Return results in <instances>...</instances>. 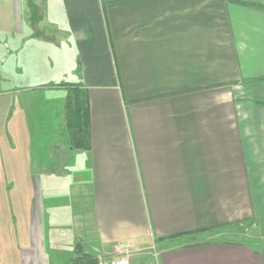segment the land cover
Returning a JSON list of instances; mask_svg holds the SVG:
<instances>
[{"label":"crops","instance_id":"crops-1","mask_svg":"<svg viewBox=\"0 0 264 264\" xmlns=\"http://www.w3.org/2000/svg\"><path fill=\"white\" fill-rule=\"evenodd\" d=\"M46 1L43 19L0 0V206L21 181L34 192L6 264H72L78 241L107 264L150 249L155 264H264L248 241H186L264 219V0ZM69 83L87 93L88 148L51 123ZM73 160L80 207L57 224L45 183Z\"/></svg>","mask_w":264,"mask_h":264},{"label":"rangeland","instance_id":"rangeland-1","mask_svg":"<svg viewBox=\"0 0 264 264\" xmlns=\"http://www.w3.org/2000/svg\"><path fill=\"white\" fill-rule=\"evenodd\" d=\"M34 1L38 6L37 8L38 15L41 18L45 19L47 14L45 15L44 11H48V7H49L47 6L48 4L47 1L46 0H34ZM41 23L42 22L38 19L36 24L37 26L40 27ZM47 25L49 26V22L46 20L45 25L42 24V26L46 27ZM49 34L50 32L47 35ZM57 70L59 69L58 68L55 69V72ZM71 77L72 76H68L66 81L71 82L72 81ZM43 82L46 81L44 80ZM46 95L47 97L50 96V94H46ZM66 111H67V101H66ZM51 123L53 126H55V128H58V130L60 131L58 136L62 141H64V139L67 140L69 139V137L67 136L68 125H67V121L65 122V119H63V124L59 119L56 122L55 118H53ZM76 161L77 160L72 161L73 164L71 165L70 168L71 171L68 172L65 171L63 174L53 172L50 178H48L45 183L46 192H47V193L45 192L47 198L46 202L47 204L49 202H52V207L48 205L47 212L49 213V215L52 213L54 216H57V221H56L57 224L68 221L69 219L67 217H69L70 214L69 210L71 209L75 210L80 207V202L77 201V199L79 198L78 196H75L76 192H74L73 195H71L72 192H70V190L74 189V187L71 186V188H69L71 182H73L74 180V174L76 173L75 171L77 164ZM87 176L88 173L83 174V177L86 179ZM21 183H22L21 188H16V189L11 188L12 191H9L7 193L8 194L7 198L9 201L5 202L2 205V207L0 206V264H6L8 262L7 259L9 258L12 252L20 251L22 245H27L26 243L28 240L26 238L28 237V229H27L28 218L26 214L29 209L28 205L30 201V196L31 198H33L34 192L32 190V193H28V186H26L23 181H21ZM48 192L51 193L52 195L51 198L48 197ZM77 193H80V190ZM37 195H39V193ZM4 219L7 220V224L5 226H3ZM48 220H49V216H48ZM49 231L50 230L48 229V234L50 235ZM214 239L243 240V241H248L249 243H252L257 247L264 249V219L261 220L258 219L257 221L247 220L244 222H236L228 226L212 228L206 231L203 230L197 231L195 232L194 236L193 235L192 237L189 236L188 240L186 239V241L202 242V241L214 240ZM52 244L53 242H51L48 237L47 245L49 249L53 248ZM70 249H71L70 246L68 247L65 246L61 250L67 252ZM154 253L155 252L153 249L147 250L139 255V261L138 259H136L137 261L133 262L131 259L130 264H155ZM9 262L11 263V261Z\"/></svg>","mask_w":264,"mask_h":264},{"label":"trees","instance_id":"trees-1","mask_svg":"<svg viewBox=\"0 0 264 264\" xmlns=\"http://www.w3.org/2000/svg\"><path fill=\"white\" fill-rule=\"evenodd\" d=\"M259 5V4H258ZM264 8V4H260ZM68 88L67 98V125L72 134V140L77 147H90L89 143V103L87 93L79 84H66ZM212 229L202 228L197 231ZM176 234V235H181ZM72 264H99V258L93 252L85 249L82 242L75 245V254Z\"/></svg>","mask_w":264,"mask_h":264},{"label":"built area","instance_id":"built-area-1","mask_svg":"<svg viewBox=\"0 0 264 264\" xmlns=\"http://www.w3.org/2000/svg\"><path fill=\"white\" fill-rule=\"evenodd\" d=\"M99 264H107L99 261ZM110 264H130V258L126 254H122L115 260H113Z\"/></svg>","mask_w":264,"mask_h":264}]
</instances>
